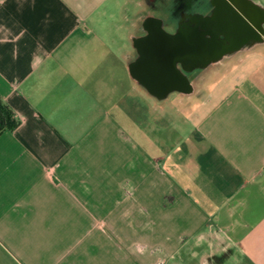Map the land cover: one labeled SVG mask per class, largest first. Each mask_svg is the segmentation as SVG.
<instances>
[{"label":"crops","instance_id":"1","mask_svg":"<svg viewBox=\"0 0 264 264\" xmlns=\"http://www.w3.org/2000/svg\"><path fill=\"white\" fill-rule=\"evenodd\" d=\"M218 1L0 0V264H264V0L165 61Z\"/></svg>","mask_w":264,"mask_h":264},{"label":"flooded vegetation","instance_id":"2","mask_svg":"<svg viewBox=\"0 0 264 264\" xmlns=\"http://www.w3.org/2000/svg\"><path fill=\"white\" fill-rule=\"evenodd\" d=\"M242 5L239 0H234L233 3L227 6L223 0L217 2V7L211 17L201 19L199 17L194 18V21L186 28L191 29V37L182 41L178 39L176 46L181 49L184 46V55L179 56V59L194 61L202 63L209 57L219 54L220 45L224 44L225 40L222 38L224 34L221 32L223 29H230L233 31L239 23L240 19L236 16L237 9H241ZM153 27H156L153 25ZM230 42H226L230 45L233 44L232 35L229 36ZM207 43L213 45L211 52L207 49Z\"/></svg>","mask_w":264,"mask_h":264},{"label":"trees","instance_id":"3","mask_svg":"<svg viewBox=\"0 0 264 264\" xmlns=\"http://www.w3.org/2000/svg\"><path fill=\"white\" fill-rule=\"evenodd\" d=\"M19 124L14 112L0 97V134L5 131H14Z\"/></svg>","mask_w":264,"mask_h":264},{"label":"water","instance_id":"4","mask_svg":"<svg viewBox=\"0 0 264 264\" xmlns=\"http://www.w3.org/2000/svg\"><path fill=\"white\" fill-rule=\"evenodd\" d=\"M206 45H207V49H208V51L211 52V51L213 50V45L210 44V43H207ZM166 52H168V53H167L168 55H165V56L167 57V58H165V61H166V60H168V61H169V60H172L173 57L179 59V56L185 54V52H184V46H183L181 49H179V47H176V49H175L174 52H171V53H170L169 51H166ZM164 53H165V51H164ZM181 57H182V56H181Z\"/></svg>","mask_w":264,"mask_h":264},{"label":"rangeland","instance_id":"5","mask_svg":"<svg viewBox=\"0 0 264 264\" xmlns=\"http://www.w3.org/2000/svg\"><path fill=\"white\" fill-rule=\"evenodd\" d=\"M192 264H199L198 259H193ZM227 264H233L232 262H228Z\"/></svg>","mask_w":264,"mask_h":264}]
</instances>
